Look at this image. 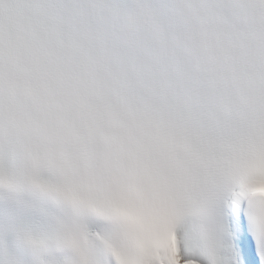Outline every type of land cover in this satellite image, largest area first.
Listing matches in <instances>:
<instances>
[{"label":"snow or ice","instance_id":"6c2138e0","mask_svg":"<svg viewBox=\"0 0 264 264\" xmlns=\"http://www.w3.org/2000/svg\"><path fill=\"white\" fill-rule=\"evenodd\" d=\"M0 264H264V0H0Z\"/></svg>","mask_w":264,"mask_h":264}]
</instances>
